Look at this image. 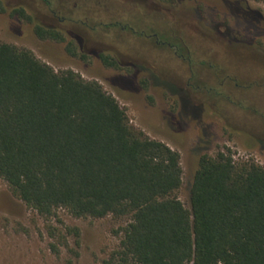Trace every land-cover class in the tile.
<instances>
[{
    "label": "rangeland",
    "instance_id": "1",
    "mask_svg": "<svg viewBox=\"0 0 264 264\" xmlns=\"http://www.w3.org/2000/svg\"><path fill=\"white\" fill-rule=\"evenodd\" d=\"M35 25L64 41L39 39ZM2 43L98 82L132 127L176 151L186 209L201 155L228 150L264 168L263 1L0 0ZM128 222L41 218L0 179V264H103Z\"/></svg>",
    "mask_w": 264,
    "mask_h": 264
},
{
    "label": "trees",
    "instance_id": "2",
    "mask_svg": "<svg viewBox=\"0 0 264 264\" xmlns=\"http://www.w3.org/2000/svg\"><path fill=\"white\" fill-rule=\"evenodd\" d=\"M13 13L30 20L21 9ZM33 32L64 41L40 25ZM0 179L44 219L61 209L77 219L128 217L103 264H264L262 166L235 162L228 150L201 155L186 209L176 196V151L132 127L98 82L54 71L30 50L5 43Z\"/></svg>",
    "mask_w": 264,
    "mask_h": 264
}]
</instances>
